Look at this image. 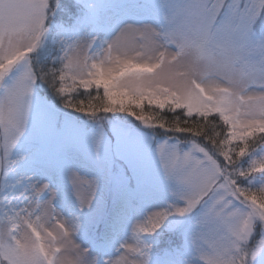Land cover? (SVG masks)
<instances>
[{"label":"snow or ice","instance_id":"obj_1","mask_svg":"<svg viewBox=\"0 0 264 264\" xmlns=\"http://www.w3.org/2000/svg\"><path fill=\"white\" fill-rule=\"evenodd\" d=\"M0 264H264V0H0Z\"/></svg>","mask_w":264,"mask_h":264}]
</instances>
